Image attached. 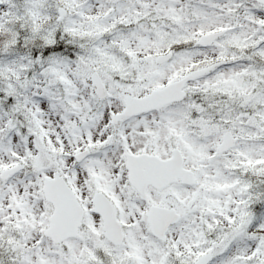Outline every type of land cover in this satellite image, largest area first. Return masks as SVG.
Segmentation results:
<instances>
[{
    "label": "snow or ice",
    "instance_id": "1",
    "mask_svg": "<svg viewBox=\"0 0 264 264\" xmlns=\"http://www.w3.org/2000/svg\"><path fill=\"white\" fill-rule=\"evenodd\" d=\"M0 264H264V0H0Z\"/></svg>",
    "mask_w": 264,
    "mask_h": 264
}]
</instances>
